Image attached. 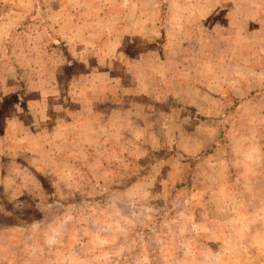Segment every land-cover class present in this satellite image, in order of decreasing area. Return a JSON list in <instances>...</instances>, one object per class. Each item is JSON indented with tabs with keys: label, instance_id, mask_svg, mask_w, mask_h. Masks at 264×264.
Masks as SVG:
<instances>
[{
	"label": "rangeland",
	"instance_id": "obj_1",
	"mask_svg": "<svg viewBox=\"0 0 264 264\" xmlns=\"http://www.w3.org/2000/svg\"><path fill=\"white\" fill-rule=\"evenodd\" d=\"M0 264H264V0H0Z\"/></svg>",
	"mask_w": 264,
	"mask_h": 264
}]
</instances>
